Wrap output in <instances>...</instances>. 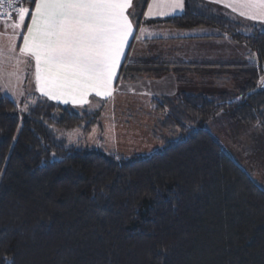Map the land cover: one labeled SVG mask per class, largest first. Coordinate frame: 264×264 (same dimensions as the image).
<instances>
[{
	"label": "trees",
	"instance_id": "trees-1",
	"mask_svg": "<svg viewBox=\"0 0 264 264\" xmlns=\"http://www.w3.org/2000/svg\"><path fill=\"white\" fill-rule=\"evenodd\" d=\"M160 22L220 30L257 64L200 68L237 70L235 92L153 98L171 137L147 156L69 143L59 134L88 133V114L42 96L20 114L0 94V264H264V189L205 127L226 114L264 130V25L198 0ZM180 69L189 67L155 60L125 71L158 78Z\"/></svg>",
	"mask_w": 264,
	"mask_h": 264
},
{
	"label": "rangeland",
	"instance_id": "rangeland-1",
	"mask_svg": "<svg viewBox=\"0 0 264 264\" xmlns=\"http://www.w3.org/2000/svg\"><path fill=\"white\" fill-rule=\"evenodd\" d=\"M23 1V7L30 8L33 0ZM28 14L20 28H14L10 23H0V27L3 25L0 28V94L9 97L20 114L27 113L38 96L55 103L58 101L40 93L35 76L36 66L32 59L19 50ZM142 33L139 30L135 49ZM235 88L233 82L219 84L213 79H207L188 84L186 92L234 91ZM137 89H141L140 92H134ZM137 89L131 90V93L111 91L106 98L91 95L84 101L60 99L70 103L80 114L89 115L83 125L88 119L93 123L88 133L83 132L82 128H76L61 131L59 135L81 148H94L122 157L147 156L159 150L163 146L161 136L171 137L168 130L162 129L157 122L164 113L155 109L156 102L152 99L157 96L154 93L147 89ZM205 127L230 157L264 189V130L257 125L239 123L226 114L207 121Z\"/></svg>",
	"mask_w": 264,
	"mask_h": 264
},
{
	"label": "crops",
	"instance_id": "crops-1",
	"mask_svg": "<svg viewBox=\"0 0 264 264\" xmlns=\"http://www.w3.org/2000/svg\"><path fill=\"white\" fill-rule=\"evenodd\" d=\"M198 1L209 5L216 12L224 14L242 24L258 23L264 25V20L251 18L254 13L259 11L247 6L251 0ZM34 7L35 0L32 1L29 8L30 11L26 19L25 29L21 34L19 42V50L24 45L23 37L24 34H27L28 25L31 23V10H34ZM183 9L184 0H132L131 7L126 11L132 24V29L124 43L123 52L113 77L105 87L99 89L101 92L99 98H106L111 91L121 90L131 93V90L134 91L137 88L149 90L157 96L156 98L160 96L171 97L180 92H186L188 84L192 82H204L207 79H213L215 82H219V84L227 82L235 83L236 88L234 91L224 90L227 92H235L238 89L237 85L239 83L232 77L237 70H230L229 73L231 74L229 76H222L224 74H218L213 70H201L200 68L204 66H232L234 68L252 66L257 64L256 54L244 43L236 42L230 39L226 33L212 27L197 26L185 28L160 22L166 18L179 15L183 12ZM16 20L17 16L11 22L0 23H10L13 25ZM0 28H3V25ZM139 30H142L143 33L140 35L135 49L134 45ZM23 54L32 59L33 65H35V59L30 54ZM155 60L165 64H172L179 68L188 66L189 69H180L179 72L170 70L158 78L143 77L140 73L125 71L127 65L146 64ZM262 81L264 82V78H262ZM129 86H132L131 90ZM140 90L134 92H140ZM40 93L44 94L41 91ZM91 95L97 97V90H89L86 95H77L75 98L71 96H58L55 99L58 100L56 103L72 106L70 103L60 101V99L64 98V100H68L71 98L73 100L84 101L88 100L87 98ZM45 96L48 97L49 95Z\"/></svg>",
	"mask_w": 264,
	"mask_h": 264
},
{
	"label": "snow or ice",
	"instance_id": "snow-or-ice-1",
	"mask_svg": "<svg viewBox=\"0 0 264 264\" xmlns=\"http://www.w3.org/2000/svg\"><path fill=\"white\" fill-rule=\"evenodd\" d=\"M6 0H0V8ZM11 6V0H7ZM132 0H35L21 53L35 59L39 90L52 98L84 96L105 87L114 75L132 29L126 11ZM252 19L264 20V0ZM30 9L20 7L14 28ZM243 14V13H242Z\"/></svg>",
	"mask_w": 264,
	"mask_h": 264
},
{
	"label": "built area",
	"instance_id": "built-area-1",
	"mask_svg": "<svg viewBox=\"0 0 264 264\" xmlns=\"http://www.w3.org/2000/svg\"><path fill=\"white\" fill-rule=\"evenodd\" d=\"M22 0H11V6H9L7 0L4 7L0 8V22H11L17 16V11L20 7H23Z\"/></svg>",
	"mask_w": 264,
	"mask_h": 264
}]
</instances>
